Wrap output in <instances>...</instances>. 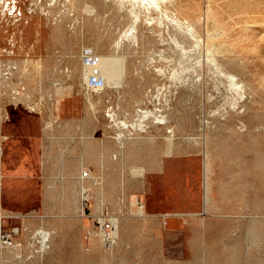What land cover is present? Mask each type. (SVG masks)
<instances>
[{"label":"rangeland","instance_id":"rangeland-1","mask_svg":"<svg viewBox=\"0 0 264 264\" xmlns=\"http://www.w3.org/2000/svg\"><path fill=\"white\" fill-rule=\"evenodd\" d=\"M8 2L21 15L5 11ZM102 3L0 0V142L9 176L1 181V213L6 228L20 229L19 250L0 251V264H264V0H175L162 8L197 23L203 35L220 24L230 37L228 55L218 58L245 85L238 113L223 78L208 65L198 74L205 56L187 39L176 45L177 29L163 14L135 5L133 22L129 3ZM208 9L211 20L204 18ZM91 75L102 82L90 83ZM154 108L175 132L147 119L140 129L139 110ZM61 133L66 143L78 134L107 138L110 151L116 141L110 181L102 177L107 168L92 169L101 177L82 169L81 203L68 172L40 167L62 154L40 149L43 134L61 141ZM109 216L113 232L122 231L107 244L100 233L109 231ZM40 229L48 235L43 251Z\"/></svg>","mask_w":264,"mask_h":264},{"label":"bare ground","instance_id":"bare-ground-1","mask_svg":"<svg viewBox=\"0 0 264 264\" xmlns=\"http://www.w3.org/2000/svg\"><path fill=\"white\" fill-rule=\"evenodd\" d=\"M91 2L93 1V3L94 2H97V3H117V4H120V5H123L124 3L126 4V3H129L132 7L130 8V12L131 13H133L134 14V21L133 22H135V19H137L138 18V13L136 12V9H135V5H137L138 7V9H144V10H147V11H149V10H157V11H159L158 13H161V14H163L162 16L166 19H168V21H169V23L173 26V27H175L176 29H177V33H178V35H179V37H176V35H174L173 37H172V40L176 43V45L177 44H179V42H180V40H181V42H182V40L183 39H187L189 42H191L192 44H193V47H195L197 50H199V52L201 51V53H202V55L201 56H205V58H202L203 60H199L198 61V65H199V70H200V73H198V74H201V71L203 70V67L205 66V65H208V66H212L211 68L213 69H215V71L218 73V75L219 76H221L222 78H223V80H224V83H222L223 84V86H224V88H226V90H227V92H228V96H225V98H227V100L229 101V103H230V107L233 109V111L235 112V113H238L237 112V104L238 103H241L244 99H245V97H246V93H245V85H243V83H242V81H241V79L239 78V76H238V72H235L234 70H233V68H232V66H231V68L229 67V64L227 65L228 67H226V68H224L221 64L222 63H224V62H222V61H220V62H222V63H220L219 62V58H218V56L219 55H221V56H223L222 58H224V56H226V55H228L227 54V51H226V44H227V42L228 43H231V41H230V37L228 36H226V33H224V31L222 30V28H221V26H220V24H216V25H214L213 27H212V30H211V32H209L208 30V32L206 31V33L203 35V33L201 34V33H199V31L195 28V25L197 24V23H193V19H194V17H193V15H192V20H189V21H192V23L191 22H188L185 18H183V17H179L177 14H176V12L174 13V12H171V13H169L168 11H167V9H164V10H162V8H165L167 5H173L174 4V2H175V0H90ZM205 1V0H204ZM241 1V0H240ZM247 1V0H246ZM250 1V0H249ZM252 1V0H251ZM256 1V0H255ZM102 3V4H103ZM211 4V3H210ZM246 4V3H245ZM251 4V3H250ZM98 5H100V4H98ZM127 5V4H126ZM255 5V4H254ZM117 6V5H116ZM248 6H249V4H248ZM251 6V5H250ZM260 6V5H259ZM134 7V8H133ZM252 7V6H251ZM244 8H245V6H244ZM137 9V10H138ZM185 9V8H184ZM249 9V8H248ZM256 9V8H255ZM5 11H8L9 13H10V15H12L13 16V18L15 19V18H17V15L19 14V15H21V11L18 9L17 10V7H16V5L15 4H12V5H10V2H8L7 4H6V9H4ZM174 10V9H173ZM4 11V12H5ZM18 11V12H17ZM142 11V10H141ZM190 11H191V9H190ZM214 11V10H213ZM187 12V11H186ZM197 15H199V14H197ZM200 15H202V14H200ZM212 14L210 13V10L208 9V11H207V14H206V16L204 17L205 19H210L211 20V17L213 16H211ZM191 16V15H190ZM190 16H189V18H190ZM147 17V16H146ZM153 17H154V15H153ZM200 17V16H199ZM198 17V18H199ZM158 18V17H157ZM187 18V17H186ZM202 18H203V15H202ZM203 18V19H204ZM149 19V18H148ZM166 19V20H167ZM164 20V19H163ZM200 20H201V17H200ZM199 20V21H200ZM210 20H208V21H210ZM155 21V20H154ZM203 21V20H202ZM148 22H149V20H148ZM151 22V21H150ZM201 22V21H200ZM152 23V22H151ZM203 23H205V21H203ZM201 24H202V22H201ZM209 24V23H208ZM149 25V24H148ZM168 25V24H167ZM166 25V26H167ZM160 26V25H159ZM198 26H200V28L202 27L201 25H198ZM198 26H196V27H198ZM134 27H135V24L133 23L132 24V26L130 27V29H131V31H130V33L129 34H131L132 35V37L133 38H135V35L133 34V32H134ZM156 27V26H155ZM163 27V26H162ZM204 27V26H203ZM165 28V27H164ZM166 29V28H165ZM161 30V29H160ZM172 30V29H171ZM201 30V29H200ZM173 31V30H172ZM202 31H204L203 29H202ZM204 31V32H205ZM244 31V30H243ZM201 32V31H200ZM226 32V31H225ZM227 33H229V32H227ZM245 33V32H244ZM246 35V34H245ZM248 35V34H247ZM121 36V35H120ZM145 37V36H144ZM151 37V36H150ZM236 38V37H235ZM239 38V37H238ZM144 39V38H143ZM246 39V38H245ZM232 40V39H231ZM236 40H237V38H236ZM235 40V41H236ZM121 41V38L120 39H118V40H116V42H115V47L118 45V43ZM153 41V40H152ZM232 42H234V41H232ZM246 42V41H245ZM245 42H243V43H245ZM236 43V42H235ZM254 43V42H253ZM231 44H233V43H231ZM256 44H258V43H256ZM230 45V44H229ZM233 47V46H232ZM232 47H229V48H232ZM253 47V46H252ZM180 48L181 49H183V45H181L180 46ZM253 48H255V47H253ZM244 50V49H243ZM188 51V50H187ZM260 51V50H259ZM264 51V50H263ZM192 52H194V51H192ZM252 52V51H251ZM250 52V53H251ZM255 53V52H254ZM257 54V53H256ZM263 54V53H262ZM230 55V54H229ZM260 56V55H259ZM194 57V56H193ZM185 58V57H184ZM188 58V57H187ZM186 58V59H187ZM260 58V57H259ZM263 58H264V56H263ZM126 59V58H125ZM133 59H134V57H133ZM133 59H131V60H133ZM190 59V58H189ZM249 59V58H248ZM261 59V58H260ZM131 60H130V62H131ZM191 60H192V58H191ZM220 60H221V58H220ZM223 60V59H222ZM225 60H226V62L227 61H229L230 63H231V65L232 64H235V59H233V58H228V56L227 57H225ZM225 60H223V61H225ZM262 60V59H261ZM193 62V61H192ZM195 62V61H194ZM241 61H239L238 63H240ZM197 63V62H196ZM228 63V62H227ZM263 63H264V61H263ZM186 64V63H185ZM257 64V63H256ZM131 65H132V63H131ZM195 65V64H194ZM264 65V64H263ZM159 66V65H158ZM157 66V67H158ZM207 66V67H208ZM193 67V66H192ZM206 68V67H205ZM209 68V67H208ZM264 68V67H263ZM207 69V68H206ZM258 69V68H257ZM188 70V69H187ZM193 70V69H192ZM209 70V69H208ZM214 71V72H215ZM263 72V71H262ZM257 73V72H256ZM183 74V73H182ZM196 74V73H195ZM203 74V73H202ZM248 74V73H247ZM161 75V74H160ZM245 75V74H244ZM255 75V74H254ZM183 76V75H182ZM188 77V76H187ZM191 77V76H190ZM260 77V76H259ZM199 78V77H198ZM242 78V77H241ZM262 78H263V76H262ZM259 79V78H258ZM180 80V79H179ZM244 80V79H243ZM261 80V79H260ZM220 81V80H219ZM218 81V82H219ZM222 81V80H221ZM257 81V80H256ZM262 81V80H261ZM203 82V81H202ZM209 82H212V81H209ZM208 82V83H209ZM260 82V81H259ZM258 82V83H259ZM264 82V81H263ZM207 83V84H208ZM163 84V83H162ZM200 84V83H199ZM207 84H204L205 86L207 85ZM165 85V84H164ZM221 85V84H220ZM175 86V85H174ZM174 86H173V88H174ZM212 86V85H211ZM222 86V85H221ZM222 86V87H223ZM176 87V86H175ZM179 87V86H178ZM184 87V86H183ZM202 87V86H201ZM217 87V86H216ZM247 87V86H246ZM191 88V87H190ZM210 88V87H209ZM221 88V87H220ZM248 88V87H247ZM163 89V88H162ZM180 89V88H179ZM184 89V88H183ZM208 89V88H207ZM206 89V90H207ZM257 89V88H256ZM258 89H260V88H258ZM193 90H196V89H193ZM198 90V89H197ZM264 90V89H263ZM180 91H182V90H180ZM189 91V90H188ZM203 91V90H202ZM211 91V90H210ZM209 91V92H210ZM246 91H248V90H246ZM186 92H187V90H186ZM204 92V91H203ZM202 92V93H203ZM206 92V91H205ZM208 92V91H207ZM212 92V91H211ZM218 92V91H217ZM220 92V91H219ZM264 92V91H263ZM180 93H182V92H180ZM195 93H196V91H195ZM212 93H214V91L212 92ZM216 93V92H215ZM221 93V92H220ZM223 93V92H222ZM194 94V93H193ZM192 94V95H193ZM206 94V93H205ZM188 95V94H187ZM198 95V94H197ZM202 95V94H201ZM207 95V94H206ZM205 95V96H206ZM212 95V94H211ZM217 95H218V93H217ZM223 96H224V93L222 94ZM227 95V94H226ZM248 95V94H247ZM194 96V95H193ZM199 96H200V94H199ZM255 96H256V94H255ZM154 97V96H153ZM202 97V96H201ZM201 97H199L200 99H201ZM151 98V97H150ZM161 98V97H160ZM214 98V97H213ZM218 98V97H217ZM222 98V97H221ZM247 98V97H246ZM159 99V98H158ZM176 99V98H175ZM180 99V98H179ZM203 99V98H202ZM204 99H205V97H204ZM211 99V98H210ZM210 99H208V101L210 100ZM161 100H163V99H161ZM212 100V99H211ZM169 101V100H168ZM204 101V100H203ZM202 101V102H203ZM214 101V100H213ZM249 101V100H248ZM247 101V102H248ZM173 102L174 101H172V104H173ZM176 103H177V101H175ZM174 102V103H175ZM201 102V103H202ZM211 102V101H210ZM217 102V101H216ZM244 102H245V100H244ZM142 103V102H141ZM204 103V102H203ZM243 103V102H242ZM159 104V103H158ZM205 104V103H204ZM209 104V103H208ZM246 104V103H245ZM161 105V104H160ZM213 105V104H212ZM141 106V105H140ZM144 106V105H143ZM159 106V105H158ZM176 107V106H175ZM213 107V106H212ZM225 107H226V105H225ZM242 107H244V106H242ZM257 107V106H256ZM138 108V107H137ZM141 108V107H140ZM200 107H198V111L200 110L199 109ZM222 108V107H221ZM171 109H173V108H171ZM241 109V108H240ZM260 109V108H259ZM169 110V109H168ZM175 110V109H174ZM174 110H173V112H174ZM243 110V109H242ZM197 111V110H196ZM169 112V111H168ZM175 112H176V110H175ZM195 112V111H194ZM193 111L192 112H190V113H194ZM210 112V111H209ZM242 112V111H241ZM113 113V112H112ZM166 113H167V111H166ZM170 113V112H169ZM197 113V112H196ZM196 113H194L195 115H196ZM199 113V112H198ZM201 113V112H200ZM205 113V112H204ZM229 113V112H228ZM186 114V113H185ZM206 114V113H205ZM224 114H226L227 115V113H224ZM112 115V114H111ZM170 115V114H169ZM173 114H171L170 116H172ZM175 115V114H174ZM174 115H173V117H174ZM176 115H179V114H176ZM192 115V114H191ZM195 115H194V117H195ZM199 115V114H198ZM201 115V114H200ZM199 115V116H200ZM214 115H216V114H214ZM218 115V114H217ZM225 115V116H226ZM137 116H138V119H137V125L140 127V129L141 130H145L146 128H147V125L145 124V123H143L144 121H145V119H147V120H151L152 122H154V123H156V124H158V125H160L161 127H163V128H165V130H167V128L169 127L170 128V126H168L167 124H168V117H166V115H164L163 113H161V108L159 109V108H154V110H148V109H140L139 110V113L137 114ZM187 116H189V115H187ZM207 116V115H206ZM205 116V117H206ZM209 116V115H208ZM184 117V116H183ZM210 117H212V115L210 116ZM219 117V116H218ZM172 118V117H171ZM175 118V117H174ZM188 118V117H187ZM198 118H200V117H198ZM207 118V117H206ZM194 119V118H193ZM202 119H203V117H202ZM210 118H208V120H209ZM221 119V118H220ZM225 119V118H224ZM171 120V119H170ZM174 120V119H173ZM172 121V120H171ZM210 121V120H209ZM203 122V121H202ZM214 122H216L215 121V118H214ZM204 123V122H203ZM206 123V122H205ZM212 123H213V121H212ZM158 125H156V126H158ZM205 125H207V124H205ZM215 125H216V123H215ZM220 125V124H219ZM221 126V125H220ZM219 126V127H220ZM160 127V128H161ZM206 127V126H205ZM154 128H155V126H154ZM206 128H208V127H206ZM209 128H210V126H209ZM221 128V127H220ZM219 129V128H218ZM178 130V129H177ZM212 130V129H211ZM214 130V129H213ZM230 130V129H229ZM161 131V130H160ZM160 131H158V133L160 132ZM215 131V130H214ZM213 131V132H214ZM223 131V130H222ZM222 131H221V133H220V135H219V133H218V135L219 136H221V134H223L222 133ZM163 132V131H162ZM168 132H175V129H174V127H171L170 128V130H168ZM209 132V131H208ZM210 133V132H209ZM172 134V133H171ZM175 134V133H174ZM214 134V133H213ZM224 134H225V132H224ZM227 134V133H226ZM206 136H208V134L207 135H205L204 137H203V141L206 139ZM214 136V135H213ZM121 137V136H120ZM198 137V136H197ZM214 137H216V136H214ZM164 138H166V137H164ZM174 139V138H173ZM173 139H171V140H167V143H168V148H169V145L171 144V141L173 142ZM214 140H216L215 138H213ZM253 139V137L251 138V140ZM119 140V139H118ZM166 140V139H165ZM177 140V138L175 139V141ZM179 140V139H178ZM210 140V139H209ZM182 141V140H181ZM206 141V140H205ZM226 141V140H225ZM227 141H228V139H227ZM236 141V140H235ZM254 141V140H253ZM179 143H180V141H178ZM178 142H175V143H178ZM164 143H165V141H164ZM208 143V142H207ZM205 144V143H204ZM220 144V143H219ZM223 144V143H222ZM252 144V143H251ZM143 145V144H142ZM162 145V144H161ZM174 145V144H173ZM172 145V146H173ZM144 146V145H143ZM208 146H209V144H208ZM215 146H216V144H215ZM220 146V145H219ZM157 147V146H156ZM181 147H182V145H181ZM221 147V146H220ZM219 147V148H220ZM135 148L136 147H134V150H135ZM158 148H160V147H158ZM174 148V147H173ZM207 145L205 144L204 145V155H205V157L208 155L207 154ZM215 148V147H214ZM132 149V148H131ZM162 149H163V147H162ZM170 149V148H169ZM173 150V149H172ZM207 150V151H206ZM213 150V149H212ZM255 150H256V148H255ZM258 150V149H257ZM203 151V150H202ZM231 151H233V150H231ZM238 151V150H237ZM259 151V150H258ZM130 152H131V150H130ZM140 152V151H139ZM149 152V151H148ZM218 152V151H217ZM220 152V151H219ZM0 153H1V150H0ZM216 153V152H215ZM214 153V156L216 155ZM221 153V152H220ZM219 153V154H220ZM222 153H224V152H222ZM232 153V152H231ZM144 154V153H143ZM153 154V153H152ZM254 154V153H253ZM260 154H261V152H260ZM263 154V153H262ZM156 155V154H155ZM221 155V154H220ZM143 156H145V155H143ZM152 156V155H151ZM140 157V156H139ZM217 157V156H216ZM222 157V156H221ZM255 157V156H254ZM154 158V157H153ZM218 158V157H217ZM220 158V157H219ZM238 158V157H237ZM88 159L89 160H92L90 157H88ZM129 159H131V158H129ZM134 159V158H133ZM213 159V158H212ZM253 159V158H252ZM128 160V159H127ZM138 160V159H137ZM149 160V159H148ZM154 160V159H153ZM152 160V161H153ZM206 160V159H205ZM237 160V159H236ZM76 161V160H75ZM129 161V160H128ZM136 161V160H135ZM139 161V160H138ZM141 161V160H140ZM143 161V160H142ZM212 161H214V160H212ZM255 161H256V158H255ZM68 163H70V162H68ZM131 163V162H130ZM137 163V162H136ZM134 164H135V162H134ZM133 164V165H134ZM144 164H145V162H144ZM213 164H215V163H213ZM258 164V163H257ZM205 165V164H204ZM67 166H70V165H67ZM206 166V165H205ZM223 166H225V165H223ZM260 166V165H259ZM209 167V166H208ZM227 167V166H226ZM71 168H73V167H71ZM261 167H259V169H260ZM205 169V168H204ZM74 169H72V171H73ZM71 171V170H70ZM211 171V170H210ZM261 171H263V170H261ZM85 172H86V170H85ZM72 173V172H71ZM213 173H214V171H213ZM226 173V172H225ZM232 174H234V173H232ZM231 174V175H232ZM263 174V173H262ZM83 175H86V173H84V172H82V175H80L81 176V178H82V176ZM2 176V175H1ZM90 176H92V175H90ZM109 176V175H108ZM77 177V176H76ZM94 177V176H93ZM97 177V176H96ZM263 177V176H262ZM213 178V177H212ZM94 179V178H93ZM95 180V179H94ZM108 180H109V178H108ZM209 180V179H208ZM211 180V179H210ZM107 181V180H106ZM110 181V180H109ZM109 181H107V182H109ZM212 181V180H211ZM205 182V181H204ZM236 182V181H235ZM108 184V183H107ZM106 184V185H107ZM111 184V183H110ZM211 184V183H210ZM255 184V183H254ZM109 185V184H108ZM107 185V186H108ZM113 185V184H112ZM111 185V186H112ZM207 185H209L208 183H207ZM206 186V185H205ZM110 187V186H109ZM252 187V186H251ZM108 188V187H107ZM111 188V187H110ZM116 188H117V186H116ZM209 188V187H208ZM258 188V187H257ZM109 189V188H108ZM113 189V188H112ZM114 190H115V185H114ZM82 191V190H81ZM105 191V190H104ZM111 191H113V190H110V192ZM116 191V190H115ZM107 193V192H106ZM105 193V194H106ZM115 193V192H114ZM82 194H84V191H82ZM109 194V193H108ZM108 194H106V195H108ZM209 194V193H208ZM231 194V193H230ZM113 195V194H112ZM229 195V194H228ZM221 196V195H220ZM224 196V195H223ZM222 196V197H223ZM85 199V198H84ZM256 201V200H255ZM259 201V200H258ZM137 202V201H136ZM131 205H137V210H136V213L135 214H137L138 216H137V218H140V216H142V215H144V213H143V211H142V204H140L139 202H137V203H131ZM261 206H262V204H261ZM134 207V206H133ZM253 207V206H252ZM135 208V207H134ZM261 209V208H260ZM82 211H83V209H82ZM1 213V212H0ZM81 216H83V215H81ZM112 217L113 216H109L108 217V221L110 222V229H109V231H103V230H101L102 231V233H100L102 236H103V239H104V241L107 243V244H109V243H111L112 242V240H113V238L114 237H116L117 238V241H119L118 240V237L120 236V229L121 228H119V226H118V229L115 231V232H113V224H112ZM99 218V221L100 222H103V220H104V218L103 217H98ZM142 219L144 218V217H141ZM140 218V219H141ZM130 220V219H129ZM133 220V219H132ZM131 220V221H132ZM224 220V219H223ZM136 221V220H135ZM225 221V220H224ZM121 223V222H120ZM132 223V222H131ZM137 223H138V219H137ZM126 224V223H125ZM129 224V223H128ZM134 224V223H133ZM225 224V223H224ZM120 225V224H119ZM122 225V224H121ZM222 225V224H221ZM123 226V225H122ZM121 226V227H122ZM127 226V225H126ZM128 227H130V226H128ZM221 227V226H220ZM40 228V227H39ZM42 228V227H41ZM124 229H126V228H124ZM133 229V228H132ZM48 230V229H47ZM52 231V230H51ZM121 231H122V229H121ZM124 231V230H123ZM132 231V230H131ZM220 232V231H219ZM39 235H40V237H41V243L40 244H42V246H41V249L40 250H42L43 251V249H44V247H45V241H47V238H48V235H47V232L46 231H43V230H39L38 232H37ZM37 233L35 232L34 234H36V236H38L37 235ZM126 233V232H125ZM49 234V233H48ZM52 234V233H51ZM35 236V237H36ZM50 236V235H49ZM34 237V236H33ZM32 237V238H33ZM34 237V238H35ZM40 237H39V239H40ZM50 238H54V237H50ZM40 241V240H39ZM52 241V243L54 242L53 240H51ZM34 242V241H33ZM48 242H49V240H48ZM113 243H114V241H113ZM48 244H50V243H48ZM54 244V243H53ZM52 245V244H51ZM95 246H96V242H95ZM51 247H49V249H50ZM94 248V247H93ZM109 249V248H108ZM39 250V251H40ZM52 250V249H51ZM37 251V250H36ZM49 251V250H48ZM100 251H102V250H100ZM35 252V251H34ZM45 252V251H44ZM50 252V251H49ZM8 253V252H7ZM41 253V252H40ZM11 254V253H10ZM38 254V253H37ZM5 256V255H4ZM3 258V257H2ZM82 261V260H81ZM85 261V260H84ZM4 262V261H3Z\"/></svg>","mask_w":264,"mask_h":264},{"label":"crops","instance_id":"crops-1","mask_svg":"<svg viewBox=\"0 0 264 264\" xmlns=\"http://www.w3.org/2000/svg\"><path fill=\"white\" fill-rule=\"evenodd\" d=\"M64 133H61V138L59 140H55L53 138H50L47 136V134H43V142L41 146V150H47L49 148H60L62 150V154L58 155L57 157H46L47 160H44V165H40V167H44V170L46 172L53 171L55 169H63L66 172H68L67 178L78 184L79 186V201L80 203L82 202V192L81 189L84 185V179L81 178L80 173L82 169L87 168L88 172L91 173L94 176L101 177V174L95 175L92 172V169H100V170H106L105 174L102 175L103 178L110 179L111 177V166L113 163L111 159V153L115 151V143H116V138L114 139L113 143V148L111 150V142L106 138L103 140V138H96L93 137L92 139L90 138H85L83 134H78V135H72L71 139H73L71 142L66 143L63 138H64ZM2 140H5L3 138ZM56 141V142H53ZM2 145L3 141L0 142V168H1V175H2V180H5V182H8V174H7V166L5 164V161H3V152H2ZM92 155V160H86V155ZM90 155V156H91ZM76 160V161H75ZM70 162V163H68ZM3 164V166L1 165ZM70 165V166H67ZM41 167V168H42ZM73 167V168H71ZM43 169V168H42ZM72 169H74L72 171ZM71 170V171H70ZM72 172V173H71ZM109 175V176H108ZM77 176V177H76ZM1 199V198H0ZM78 209V207H77ZM2 211L1 208V200H0V212ZM4 215V214H3ZM78 220L81 225L84 226V219L79 218L78 215Z\"/></svg>","mask_w":264,"mask_h":264},{"label":"built area","instance_id":"built-area-1","mask_svg":"<svg viewBox=\"0 0 264 264\" xmlns=\"http://www.w3.org/2000/svg\"><path fill=\"white\" fill-rule=\"evenodd\" d=\"M88 65H94V62L91 64L90 62L87 63ZM92 76V75H91ZM90 83L98 84L99 82H102V77L99 78V76H92L89 79ZM1 168H0V190H1ZM6 223L4 220V216L2 213H0V251L1 252H12V251H18L20 248V244L15 241L19 235V227L18 226H11L9 229L5 227ZM3 254V253H2Z\"/></svg>","mask_w":264,"mask_h":264}]
</instances>
